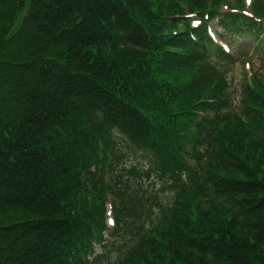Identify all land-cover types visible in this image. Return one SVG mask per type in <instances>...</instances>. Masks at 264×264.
I'll use <instances>...</instances> for the list:
<instances>
[{"label": "trees", "instance_id": "16d2710c", "mask_svg": "<svg viewBox=\"0 0 264 264\" xmlns=\"http://www.w3.org/2000/svg\"><path fill=\"white\" fill-rule=\"evenodd\" d=\"M233 1L0 0V264H264V54L234 100L206 29L255 48L264 0Z\"/></svg>", "mask_w": 264, "mask_h": 264}, {"label": "rangeland", "instance_id": "374dc122", "mask_svg": "<svg viewBox=\"0 0 264 264\" xmlns=\"http://www.w3.org/2000/svg\"><path fill=\"white\" fill-rule=\"evenodd\" d=\"M248 0H244L245 3H247ZM245 12H248L247 10H245ZM212 29L214 31V33L216 34V37L218 38V36H221V28L218 26H215V22L214 24H212ZM223 36V35H222ZM215 37V35H214ZM224 38H222V40H227L228 35L226 34V36H223ZM240 41H238L237 43H230L228 44L231 52H235L236 48L242 47L244 48V52H246V56L248 58H246L245 61H242L243 57H237L238 61L237 63H235L233 66H231L228 69L223 70L224 73V77L226 78V81L229 84V91L231 92V97L234 100H237V93H238V85L240 84V82L242 81V77L243 74H246V78L249 79L253 73V71H256L257 69H260V63L258 60L259 55L264 54V37L262 38V43L259 46H255V44L252 42L251 38H239ZM215 40H217L219 43H221V39L219 40L215 38ZM240 60V61H239ZM156 183V185H155ZM145 194L146 197H149L148 195H154L155 191L153 190L154 186H155V190H157L159 188L158 185V181L156 178L154 179H149L147 181H145ZM159 190V189H158ZM159 196L161 197H165L168 196L170 194L169 191L167 190H160L158 192ZM108 202H111L114 200V198L108 197ZM109 206H108V210H109ZM107 210V212H108ZM108 226L110 227V225L108 224ZM96 251H99L98 248H96Z\"/></svg>", "mask_w": 264, "mask_h": 264}]
</instances>
